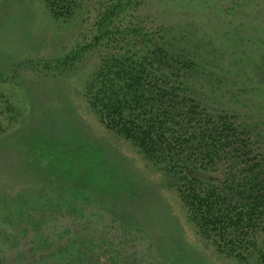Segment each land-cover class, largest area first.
I'll return each instance as SVG.
<instances>
[{
  "label": "trees",
  "instance_id": "obj_1",
  "mask_svg": "<svg viewBox=\"0 0 264 264\" xmlns=\"http://www.w3.org/2000/svg\"><path fill=\"white\" fill-rule=\"evenodd\" d=\"M135 1H101L88 41L37 65L70 69L88 51L106 49L91 106L177 192L187 221L218 255L264 264V44L222 47L191 33L167 39L165 26L153 35L124 20ZM240 31L226 35L242 39ZM249 65L255 86L239 73ZM54 153L16 157L13 169L9 159L0 171V264H149L163 256L128 251L136 234L155 231L165 247L181 231L169 209L155 205V184L113 160L129 196L97 190L87 180L100 170L71 172Z\"/></svg>",
  "mask_w": 264,
  "mask_h": 264
},
{
  "label": "rangeland",
  "instance_id": "obj_2",
  "mask_svg": "<svg viewBox=\"0 0 264 264\" xmlns=\"http://www.w3.org/2000/svg\"><path fill=\"white\" fill-rule=\"evenodd\" d=\"M101 1L104 0H0V76L5 78L0 80V171L6 173L9 159L14 168L16 157L32 162L55 152L53 157L59 165L71 172L87 165L94 166V172L100 170L103 174L87 180L97 190L109 189L129 196L124 184L117 185L120 174L110 168L113 160H123L124 167L137 170L142 178L155 184V205L163 203L181 226V231L164 243L165 247L161 238L153 234L155 231L144 237L136 234L138 241L128 246L129 252L163 255L150 259L152 263L143 256L149 264H236L222 258L202 239L187 221L177 192L169 184L163 185L161 175L91 106L90 85L97 66L107 55L106 49L88 51L70 69L47 70L37 65L51 64L75 43L88 41ZM124 16L132 27L153 35L165 26L163 36L167 39L173 35L180 40L191 33V39L201 43L210 39L222 47L264 44V0H137L131 14ZM233 30L244 32V38L226 35V31L234 33L230 32ZM241 57L244 60L238 63L242 65L250 55ZM250 67L239 73L247 79L252 77L249 84L255 86L257 69ZM230 73L233 75V71ZM83 169L89 174L88 168ZM32 182H25L30 193L34 192ZM100 196L106 199L110 193L102 191ZM168 225L171 228L173 224Z\"/></svg>",
  "mask_w": 264,
  "mask_h": 264
}]
</instances>
